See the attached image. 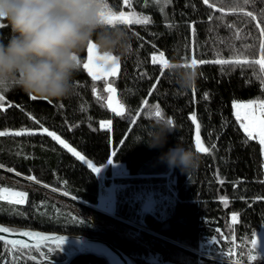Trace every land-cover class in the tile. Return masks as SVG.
I'll use <instances>...</instances> for the list:
<instances>
[{
    "label": "trees",
    "instance_id": "16d2710c",
    "mask_svg": "<svg viewBox=\"0 0 264 264\" xmlns=\"http://www.w3.org/2000/svg\"><path fill=\"white\" fill-rule=\"evenodd\" d=\"M106 3L152 21L116 25L132 37L131 52L116 56L120 68L112 79L129 117L117 116L103 104L94 92L95 80L80 67L70 98L37 96L34 101L20 89L7 93L0 103V130L47 128L95 164L107 165L106 183L112 180L116 186L113 208L97 207L99 175L46 133H5L0 136V195L6 188L28 196L20 205L0 199V225L105 239L134 264L261 263L248 261L243 252L264 226V157L259 141L249 139L241 127L233 103L264 101V74L258 65L243 63L262 56L264 0H209L214 7L203 0ZM10 35L9 27L0 28V40L6 42ZM161 52L170 63L205 61L196 68L197 86L178 94L157 60ZM86 58L87 50L80 55L81 64ZM216 60L241 64L217 65ZM157 119L171 121L175 129L166 144H135ZM197 122L207 153L196 149ZM179 141L202 156L201 167L190 176L161 159ZM109 160L125 164L128 175L110 179ZM78 249L73 244L19 248L0 241V264H109Z\"/></svg>",
    "mask_w": 264,
    "mask_h": 264
},
{
    "label": "clouds",
    "instance_id": "9594fccd",
    "mask_svg": "<svg viewBox=\"0 0 264 264\" xmlns=\"http://www.w3.org/2000/svg\"><path fill=\"white\" fill-rule=\"evenodd\" d=\"M106 0H0V21L11 35L0 40V85H12L29 96L67 99L75 92L80 55L89 45L102 54L124 57L132 50V37L123 27L104 22ZM176 92L197 86L199 72L173 61L167 69ZM174 127L157 119L135 144L163 147ZM169 167L188 176L199 170L202 156L182 141L162 157Z\"/></svg>",
    "mask_w": 264,
    "mask_h": 264
},
{
    "label": "snow or ice",
    "instance_id": "6c2138e0",
    "mask_svg": "<svg viewBox=\"0 0 264 264\" xmlns=\"http://www.w3.org/2000/svg\"><path fill=\"white\" fill-rule=\"evenodd\" d=\"M128 0H124V3L127 4ZM245 3L248 2V0H244ZM203 3L208 5L209 7H214V5L209 4V0H203ZM106 9L107 12L105 14V20L104 22L108 25H111L115 27L117 24H122V25H147L150 24L152 21L149 17L147 16H142L138 15L136 13H131L127 14L124 11H113L108 7L106 4ZM222 11V9H221ZM235 11V9H233ZM247 15L249 17H252V12L249 11L247 12ZM6 25L0 24V28L5 27ZM261 33H264V28L259 29ZM193 31H195L193 29ZM95 45H89L87 48V62H84L81 64V59H80V67L83 69H86L88 71V74L92 76V78L98 79L101 77H109V76H116L119 68H120V63L119 59L116 56H110L108 54H101L97 49L96 55H95V65L93 64V51H94ZM261 53L262 56L259 60L255 61H244V64H250L254 63L259 66V71L261 74H264V44H261ZM152 63L156 64L157 60L156 57H152ZM205 63V61H197L195 58L191 59L189 63H186L184 66L185 67H192V68H197L198 65ZM215 63L217 65H231L233 63L239 65L241 64V61H230V60H216ZM160 64L162 65V68L167 70L169 67H171V63L169 62L168 59L165 58V55L163 52L160 53ZM99 74V75H98ZM261 84H264V79L261 80ZM3 85H0L2 87ZM107 92L114 94L116 92L115 87H113L112 83H109L107 85V88L105 89ZM195 91V89L193 90ZM32 100H37V96H31ZM205 99H207V96H205ZM4 100V95L0 94V101ZM147 104V101H145ZM108 105L111 108V111L116 113L117 116H123L124 111L123 105H117L113 106V100L110 97L108 101ZM259 107L260 110V116L257 117L256 111H255V106ZM233 107L236 109L240 108H246L248 111L244 113L237 112L236 118L241 121V126L243 127L245 133L247 134L249 139H253L258 137L259 138V143L261 145H264V102H257V101H252L250 104L247 105H241L239 103H233ZM155 115L157 117H160L162 114L159 110L155 112ZM192 121H197V116L193 114L191 116ZM111 123V122H109ZM171 123V121H169ZM101 127H104V125H101ZM44 133H46L48 136H50L54 141L59 143L63 148H66L70 153H72L73 156H75L78 160L83 161L85 164L88 165L89 168L92 169L93 172H96L99 174L101 171L100 167H97L95 164H93L90 160H88L85 156L81 155L80 152H78L74 147H72L70 144H68L65 140L61 139L59 135H57L55 132L49 131L47 128L43 129ZM5 135L3 131H0V136ZM15 135L21 136L24 135L23 132H16ZM196 149L199 152L202 153H207L208 148L203 147L200 143V124H196ZM112 155H116L115 152L112 153ZM112 160H109V163H112ZM29 179H35V177H29ZM39 183V181H36ZM223 183V181H221ZM3 193H7L9 197L13 198L10 200L11 203H15L17 205L24 204L26 202V197L28 196V193L26 192H9L8 189H3ZM3 196L0 195V199H2ZM233 219L235 220L236 217L233 216ZM0 231L7 233L10 231L8 228H3L0 229ZM24 236H37L38 238L40 237L39 233H32V232H24ZM46 242H52L55 245V248L61 249L62 245L65 244L66 238L63 236H43L42 237ZM4 239L3 236H0V241ZM10 245L17 246V247H23V248H28L27 243H22L14 240L8 241ZM256 241L253 240V245L255 246ZM51 250V249H49ZM252 259H255V257H252Z\"/></svg>",
    "mask_w": 264,
    "mask_h": 264
},
{
    "label": "rangeland",
    "instance_id": "374dc122",
    "mask_svg": "<svg viewBox=\"0 0 264 264\" xmlns=\"http://www.w3.org/2000/svg\"><path fill=\"white\" fill-rule=\"evenodd\" d=\"M108 7L110 9H112L113 11H116L113 8H111L109 5H108ZM119 11H124L127 14L136 13L138 15H142V16L149 17L148 15L140 14L139 12H136L135 10H131V9H129V10L123 9V10H119ZM0 24H4V25H6L5 27H8V25H7L6 22L0 21ZM96 51H97L96 49H94V51H93V64L94 65H95V55H96ZM157 60L159 61L160 59L157 58ZM85 62H87V58H86ZM113 77H115V76H109V77H106V78L101 77V78L95 79V86L96 87L94 88V92L97 95V97H99L100 100L103 102V104L105 106H107V107H109L108 101H109V98L110 97L113 100V106L123 105L124 106V108H123V111H124L123 117H129V114H128L127 110H126V107H125L124 103L121 102V100L118 99V97L116 96V92L114 94H111V93H109V92H107L105 90L107 88V85L109 83H112V85L114 87V82L112 80ZM16 89H18V88H15L12 85H3L2 87H0V94H3L4 95V100H5V99H7V93H9L11 91H14ZM235 102L236 103H244L243 101H235ZM261 102H264V101H261ZM0 103H2V101H0ZM257 108H259V107L258 106L257 107L255 106L256 115H257V117H259L260 116L259 115V110ZM157 110L160 111V109L158 107H155L154 112H156ZM43 129L44 128L37 129V130H30V129H24L23 128V129H5V130H0V131H3L4 133H8V134H15L16 132H23V133H36V132H39V133H44ZM48 130L54 132L53 130H50V129H48ZM57 135H59V134H57ZM61 139L65 140L63 137H61ZM256 139L259 141V138L258 137H256ZM66 142L68 144H70L68 141H66ZM200 143L202 145L201 140H200ZM261 150H262V154H263V157H264V145H261ZM78 152H80V151H78ZM81 155L85 156L82 153H81ZM85 157L88 160H90L93 164H95L93 160H91L87 156H85ZM95 165L97 167H100L101 170H102L98 174L99 175V178H100V189H99V196H98V204H97V207L98 208H101V209H105V210H111L113 208V205H114V198H115L116 186H114V183L112 182V180H110L109 184H106V179H107V176H108L107 175V167L108 166L107 165H97V164H95ZM110 166H111L110 170H111V174H112V164ZM127 175H125V176H127ZM116 177H120V176H116ZM116 177L114 176V177H111L110 179H113L114 180ZM1 195L4 198L13 199V198L9 197L7 193L1 192ZM150 199H151V197H150ZM150 210H154V209H150ZM253 240L256 241V244L254 246L255 248H257L256 255H255L256 258L259 257V258H261V260H264V226H262V228L258 229L254 233ZM253 240H252V242H253ZM216 256H218V255H216ZM251 262H253V261H251Z\"/></svg>",
    "mask_w": 264,
    "mask_h": 264
},
{
    "label": "water",
    "instance_id": "95a60500",
    "mask_svg": "<svg viewBox=\"0 0 264 264\" xmlns=\"http://www.w3.org/2000/svg\"><path fill=\"white\" fill-rule=\"evenodd\" d=\"M6 228L0 225V229ZM9 229V228H8ZM24 232L39 233L40 237L33 235L31 237L24 236ZM0 236H3L4 239L1 241L7 245H10L8 241L14 240L22 243H27L28 248L51 245L52 242H46L42 237L43 236H63L66 238L65 244L77 245L81 251L85 248V251L88 253H93L104 257L109 264H134L131 258L119 247L98 237H91L84 234H74V233H65L57 231H43L40 229H34L25 227L20 231L11 230L7 233L0 231ZM13 246V245H10ZM17 247V246H13ZM19 248H23L22 246Z\"/></svg>",
    "mask_w": 264,
    "mask_h": 264
},
{
    "label": "crops",
    "instance_id": "0c3cea01",
    "mask_svg": "<svg viewBox=\"0 0 264 264\" xmlns=\"http://www.w3.org/2000/svg\"><path fill=\"white\" fill-rule=\"evenodd\" d=\"M243 102L244 103H239V104L247 105V104H250L252 101H243ZM234 103H236V102H234ZM233 109H234L235 116H237V112L244 113V112L248 111V109L243 108V107L240 108V109H236V108L233 107ZM257 109L259 110V108H257ZM259 115H260V110H259ZM238 121H239V123L241 125V121L240 120H238ZM125 175H127V169H126L125 164H123V163H112V174H111V177H114V176L115 177L116 176H120L121 177V176H125ZM252 240H253V237H252V239L250 241V245L245 248V251L243 252V256L247 257L248 261H253V262L262 261L261 258H259V257L256 258V256H255L257 248L254 247ZM252 257H255V259H252Z\"/></svg>",
    "mask_w": 264,
    "mask_h": 264
},
{
    "label": "built area",
    "instance_id": "2783aa9c",
    "mask_svg": "<svg viewBox=\"0 0 264 264\" xmlns=\"http://www.w3.org/2000/svg\"><path fill=\"white\" fill-rule=\"evenodd\" d=\"M205 244H209V240L205 241ZM227 263H231V264H241V262H237L235 260H226ZM245 264V263H244ZM257 264H264V261H262L261 263H257Z\"/></svg>",
    "mask_w": 264,
    "mask_h": 264
}]
</instances>
